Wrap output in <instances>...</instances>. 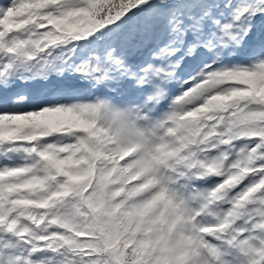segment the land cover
Instances as JSON below:
<instances>
[{"label": "snow or ice", "instance_id": "6c2138e0", "mask_svg": "<svg viewBox=\"0 0 264 264\" xmlns=\"http://www.w3.org/2000/svg\"><path fill=\"white\" fill-rule=\"evenodd\" d=\"M0 264H264V0H3ZM22 91V90H21Z\"/></svg>", "mask_w": 264, "mask_h": 264}, {"label": "bare ground", "instance_id": "6f19581e", "mask_svg": "<svg viewBox=\"0 0 264 264\" xmlns=\"http://www.w3.org/2000/svg\"><path fill=\"white\" fill-rule=\"evenodd\" d=\"M53 80L54 79L51 77L48 81H36L30 82L28 84H18L16 88L11 89L8 93L0 92V111L5 110L6 108L11 109L13 107V100L15 99V96L12 97V95L21 90V95L24 96V100L16 105V110L28 111L33 109L35 101L44 97L49 89L60 87L61 85L70 87L80 86L79 81L70 77L64 79V82L61 84H58V82L54 83Z\"/></svg>", "mask_w": 264, "mask_h": 264}, {"label": "rangeland", "instance_id": "374dc122", "mask_svg": "<svg viewBox=\"0 0 264 264\" xmlns=\"http://www.w3.org/2000/svg\"><path fill=\"white\" fill-rule=\"evenodd\" d=\"M3 2V1H2ZM1 2V0H0V3H2ZM71 78V77H70ZM72 81H74V80H72ZM53 82L55 83V82H58V84L60 83H62V82H64V79H60V78H57V77H54V80H53ZM57 88V87H56ZM22 93V92H21ZM14 95V94H13ZM12 95V96H13Z\"/></svg>", "mask_w": 264, "mask_h": 264}]
</instances>
